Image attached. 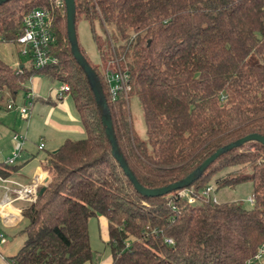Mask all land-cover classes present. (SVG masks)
I'll return each mask as SVG.
<instances>
[{
	"label": "trees",
	"instance_id": "16d2710c",
	"mask_svg": "<svg viewBox=\"0 0 264 264\" xmlns=\"http://www.w3.org/2000/svg\"><path fill=\"white\" fill-rule=\"evenodd\" d=\"M75 2L76 26L82 20L90 24L103 67L82 53L100 79L118 145L143 187L178 183L218 150L250 135L264 137V0ZM34 10L50 14L49 57L56 63L14 69L0 59V107L15 102L34 76L44 77L68 86L65 94L86 138L68 139L48 156L50 179L24 211V242L10 263L94 264L90 221L102 215L112 264H258L264 245V146L250 143L223 155L186 189L140 195L112 156L94 93L72 55L64 0L0 6V44L17 45ZM110 62L116 63L106 69ZM107 71L129 76L128 99L111 98ZM132 96L143 109L146 141L131 121ZM3 168V177L16 170ZM244 183L253 184L250 209L203 194L209 187ZM181 191H189L194 204Z\"/></svg>",
	"mask_w": 264,
	"mask_h": 264
},
{
	"label": "crops",
	"instance_id": "0c3cea01",
	"mask_svg": "<svg viewBox=\"0 0 264 264\" xmlns=\"http://www.w3.org/2000/svg\"><path fill=\"white\" fill-rule=\"evenodd\" d=\"M20 55L18 45L0 44V59L10 67L14 69L24 67ZM55 84L41 76H34L26 84V91H23V105L28 92H34L36 98L30 111L29 123L25 128L24 123H18V112L9 111L3 106L0 107V167L3 166V169L16 168L9 177L5 178L22 183L36 182L40 188L44 187L50 179V174L45 169V162L50 154L45 155L41 164L35 167L32 163L36 156L41 151L47 150V145L53 144L52 151L56 152L66 140H72V136H85L86 138V131L70 95L64 94L60 98L57 94L56 97H53L52 92L55 89ZM18 97H16L15 103ZM17 126L24 132L17 131ZM24 133L25 135H23ZM15 134L26 137L19 158L22 161L19 163L17 160L15 165L7 166L6 162L16 148ZM28 137L34 138L40 145L44 143V148L40 149V145H38V151L33 153V149L29 147ZM7 187L8 185L0 182V235H4L6 238V242H2L0 239V264H11L9 259L21 248L24 237L20 232L25 223L24 211L29 206L23 201L8 202Z\"/></svg>",
	"mask_w": 264,
	"mask_h": 264
},
{
	"label": "built area",
	"instance_id": "2783aa9c",
	"mask_svg": "<svg viewBox=\"0 0 264 264\" xmlns=\"http://www.w3.org/2000/svg\"><path fill=\"white\" fill-rule=\"evenodd\" d=\"M52 20L50 14L45 10L32 11L25 20V27L22 35L18 39L17 45L20 47L21 55L28 57L33 66L36 69H40L48 66L50 63H56V60L49 57V47L54 36L52 33ZM106 82L109 86V92L113 100H117L120 94L128 95L131 91L129 85L130 78L123 72L107 71L105 74ZM69 92L68 86L64 85L58 90L60 98ZM36 95L30 91L26 94V102L22 107H18L14 101L10 102L6 107L9 111L18 112L24 119H27L30 115V111L33 107ZM14 141L16 142V148L13 155L7 160V166L15 165L17 159L20 158L23 151L26 137L20 134L14 135ZM44 148V143L39 147ZM0 182L8 185V202L23 201L29 205L37 202L40 194L39 184L22 183L10 178H5L0 175ZM214 192V187L207 188L203 194L209 196ZM189 191L179 192L180 197L189 199L191 204H194L195 200L189 195ZM254 203V200L251 201ZM2 242H6L4 235H0ZM168 245H173L172 240L167 239ZM258 264H264V245L260 249L257 257L255 258Z\"/></svg>",
	"mask_w": 264,
	"mask_h": 264
},
{
	"label": "rangeland",
	"instance_id": "374dc122",
	"mask_svg": "<svg viewBox=\"0 0 264 264\" xmlns=\"http://www.w3.org/2000/svg\"><path fill=\"white\" fill-rule=\"evenodd\" d=\"M97 32L98 35L101 37V42L103 43L105 40V34L103 32V29L100 26H97ZM77 33H78V40L81 49L84 51L86 56L89 58V60L97 65L101 66V57L100 53L98 51L97 45L95 43V40L93 38V34L91 31L90 24L87 21H80L77 25ZM13 45V44H11ZM104 49L108 50L106 45L104 44ZM20 59L23 62V65L25 67L31 66V61L28 57H24L20 55ZM116 61V60H115ZM116 62H110L107 64L106 69L110 68L111 65ZM62 85L59 83L55 84V89L53 90L52 94L53 97L58 94V90L61 88ZM23 91L19 92L18 99L16 102V105L18 107L23 106ZM125 98L128 99V95H125ZM129 109H130V116L131 121L134 127V130L139 135V137L146 141L147 136V129L145 125L144 120V113L141 106V103L137 96H132L129 100ZM19 114L17 117L18 123H24V128L27 127L30 115L28 116V120L24 119ZM23 127V125H22ZM17 131L24 132L20 130L17 126ZM37 132L39 130H36ZM25 135V133L23 134ZM72 140H81L85 139V136H72ZM28 141H30L29 147L33 149V153H36L38 151V145H40L39 142L35 141L34 138L28 137ZM54 148V145H47V150L41 151L39 155L36 156L35 160L33 161V165L36 167L41 164V161L44 160L45 155L54 153L52 149ZM17 162H21L22 160L17 159ZM253 184L252 183H244L242 185L237 186L236 188H221L219 190H215L211 196L217 203H239L243 205L245 208L250 209L253 207L251 201L253 200ZM90 239H91V246L94 251V264H112V253L110 248L108 247L109 242V235H108V220L102 216L98 215L91 219L90 221Z\"/></svg>",
	"mask_w": 264,
	"mask_h": 264
},
{
	"label": "water",
	"instance_id": "95a60500",
	"mask_svg": "<svg viewBox=\"0 0 264 264\" xmlns=\"http://www.w3.org/2000/svg\"><path fill=\"white\" fill-rule=\"evenodd\" d=\"M12 0H0V6L8 3ZM66 7V16H67V34L68 40L71 45V52L74 59L79 64L80 68L85 73V76L88 80V83L91 87L92 92L94 93L97 107L99 109L102 123L105 127L106 136L108 138L109 144L112 149V156L119 163L121 169L124 174L128 178V180L132 183L134 189L142 196L147 198L153 197H162L167 196L178 190H183L190 187L195 181H197L203 174L207 171V169L220 157L225 154L232 152L235 149L241 148L250 143H259L264 146V137L260 135H250L247 136L233 144H230L220 150H218L214 155H212L208 160H206L197 170H195L191 175H189L186 179L169 185L160 189H147L143 187L134 173L130 169L126 159L124 158L120 147L117 142L114 125L112 121V116L109 110L108 101L105 97L100 79L94 70V68L90 65L84 54L82 53L77 33L76 26V18H77V10H76V2L75 0H64ZM46 188L43 187L40 190V195L45 192Z\"/></svg>",
	"mask_w": 264,
	"mask_h": 264
}]
</instances>
